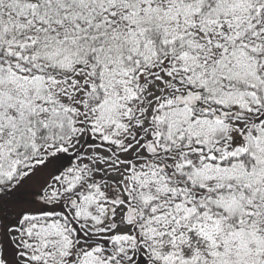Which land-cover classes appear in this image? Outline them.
<instances>
[{
  "label": "snow or ice",
  "instance_id": "1",
  "mask_svg": "<svg viewBox=\"0 0 264 264\" xmlns=\"http://www.w3.org/2000/svg\"><path fill=\"white\" fill-rule=\"evenodd\" d=\"M0 264H264V0H0Z\"/></svg>",
  "mask_w": 264,
  "mask_h": 264
}]
</instances>
